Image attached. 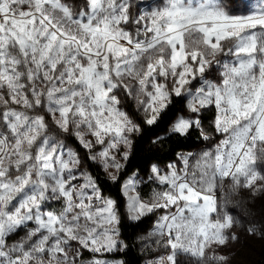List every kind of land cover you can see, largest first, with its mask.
I'll return each instance as SVG.
<instances>
[{
    "label": "snow or ice",
    "instance_id": "snow-or-ice-1",
    "mask_svg": "<svg viewBox=\"0 0 264 264\" xmlns=\"http://www.w3.org/2000/svg\"><path fill=\"white\" fill-rule=\"evenodd\" d=\"M131 5L0 0V264H81L83 250L99 254L88 264H122L100 258L127 245L116 201L83 168L79 148L113 183L120 178L141 130L125 98L149 126L174 98L185 103L192 116L171 132L200 129L206 141L200 114L214 110L220 137L182 155L179 168L153 165L147 201L143 181L124 180L130 220L161 213L151 235L169 254L154 264H178L180 253L202 259L227 242L233 215L214 194L225 181L264 191V0H146L134 18Z\"/></svg>",
    "mask_w": 264,
    "mask_h": 264
},
{
    "label": "trees",
    "instance_id": "trees-1",
    "mask_svg": "<svg viewBox=\"0 0 264 264\" xmlns=\"http://www.w3.org/2000/svg\"><path fill=\"white\" fill-rule=\"evenodd\" d=\"M84 3V0H78ZM127 111L131 118L141 125L139 133L133 136V143L129 159L124 161V171L120 178L113 183L106 176L103 169L94 162H91L85 156L83 148H79L81 157L84 160V166L87 171L97 180L103 195L116 201L117 211L120 216V239L127 245L123 251L106 254L107 257L121 259L123 264H148V259L152 255L150 249H142L140 246L141 236L148 233L157 212L148 214L140 220L133 221L127 216L125 209V198L122 193V184L130 175L137 174L141 178H146L150 174L152 165H165L174 161L179 153L189 152L204 144L201 138L200 130L190 129L184 136L173 134L171 124L179 113L185 109V103L179 102L174 98L166 114L154 125L142 123L143 114L137 111L136 105L130 100L127 101ZM214 119V110H204L200 114L202 130L212 133ZM75 147V145H73ZM157 186L150 180L141 183L138 186V192L142 199L149 200L152 191ZM155 248V245H152ZM148 248V247H147ZM157 249L160 247L156 246ZM264 264V256L262 263Z\"/></svg>",
    "mask_w": 264,
    "mask_h": 264
},
{
    "label": "rangeland",
    "instance_id": "rangeland-1",
    "mask_svg": "<svg viewBox=\"0 0 264 264\" xmlns=\"http://www.w3.org/2000/svg\"><path fill=\"white\" fill-rule=\"evenodd\" d=\"M67 2L74 7V10H79V6L82 5V2L78 0H67ZM143 3H146V0H132V5L129 11L133 18L137 14V5ZM143 10V8L140 9V11ZM126 27L134 31L136 26L127 25ZM128 100L135 104V102L130 98H125L123 101V108L126 112H128L126 108ZM9 107L19 109V106L13 105L11 103H9ZM3 110V106H0V112H2ZM181 116H192V114L187 110L186 104L185 109L181 113H179L172 122L171 127L174 122ZM49 130L51 133L55 134L57 138H63L65 135L64 133L60 132V130L56 128L55 125L52 124H50ZM207 135L210 137V139L206 141L201 136L204 144L197 149L189 152L179 153L174 161H170L165 165L155 166H157L162 171H167V166L170 164H175L177 168H179L182 164V162L180 161V157L182 155H188L189 153H199L200 151L214 146L219 142L220 137L214 131L212 133H207ZM121 163L124 164V161L121 160ZM83 168L85 169L84 164ZM257 169L258 171H261L262 174H264V163H258ZM109 171L115 173L114 169H110ZM105 174L107 177H109L108 173L105 172ZM133 175L136 176L139 180L145 182L149 180L148 177L151 175V172L146 178H141L137 174H132L130 176ZM214 194L216 196L218 205L222 206L229 214L233 215V226L227 229L225 233L229 237L227 242L223 246L212 244L211 246L207 247L205 249V255L202 259L199 257H192L189 254L180 253L177 255L178 264H261L262 257L264 256V191L243 187H234L229 181H225L222 187H218L215 190ZM56 206L58 207V205ZM125 209L127 213L126 198ZM160 215L161 213L157 212V217L154 220L150 230L147 234L141 236L140 238V247L142 249H150L152 251V255L147 260L148 264H154V262L158 258L164 257L169 254V249L162 242H157V238L151 235V232L154 229L156 221L159 219ZM249 229H252L254 234H250L248 231ZM24 235L25 231L21 230L14 236L9 238L8 243L11 244L19 240ZM153 244L155 245V248H153ZM156 246L160 247V249H157ZM106 254L108 253H105L100 258L106 259L110 262H122L121 259L110 258L107 257ZM94 255L99 256V254H93L88 252L87 250H83L81 264H88V262L93 258Z\"/></svg>",
    "mask_w": 264,
    "mask_h": 264
}]
</instances>
